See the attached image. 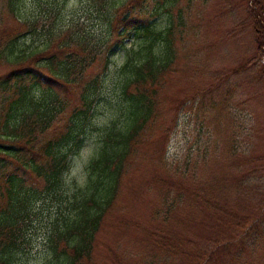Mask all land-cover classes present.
<instances>
[{
	"label": "rangeland",
	"instance_id": "obj_1",
	"mask_svg": "<svg viewBox=\"0 0 264 264\" xmlns=\"http://www.w3.org/2000/svg\"><path fill=\"white\" fill-rule=\"evenodd\" d=\"M7 1L0 0V32H21L17 21H28L35 27L23 39L27 49L40 48L47 31L73 25L89 40L105 35L108 5L18 0L13 17ZM254 2L264 11V0H146L155 29L171 30L170 62L155 87L153 123L137 138L96 236L94 264H264V39L256 54ZM129 46L111 50L107 70L88 69L97 84L67 182L81 183L104 128L123 122ZM6 68L0 65V76ZM80 88L59 91L69 104L62 119L81 104ZM42 205L48 209L32 220L28 250L13 264H50L44 242L57 205L45 197Z\"/></svg>",
	"mask_w": 264,
	"mask_h": 264
},
{
	"label": "trees",
	"instance_id": "obj_2",
	"mask_svg": "<svg viewBox=\"0 0 264 264\" xmlns=\"http://www.w3.org/2000/svg\"><path fill=\"white\" fill-rule=\"evenodd\" d=\"M114 1L92 0L99 11L110 9L105 35L96 41L73 25L56 35L47 31L40 48L27 49L23 39L35 27L29 29L28 21H17L21 32H0V65L7 67L0 76V264H13L17 253L28 250L32 220L48 209L36 207L44 197L57 205L44 242L50 264H94L96 236L114 205L137 138L153 123L155 87L170 62L171 30L155 29L146 16V0L133 10L128 9L133 3ZM17 3L4 4L13 17ZM249 10L258 54L264 11L257 2ZM124 42L130 52L122 65L123 122L104 128L81 183L67 182L69 159L88 131L90 94L97 84L96 76L87 77L88 69L98 64L107 70L111 50ZM74 85H81V104L62 119L69 104L59 91Z\"/></svg>",
	"mask_w": 264,
	"mask_h": 264
}]
</instances>
